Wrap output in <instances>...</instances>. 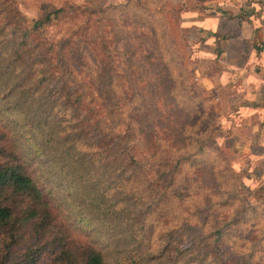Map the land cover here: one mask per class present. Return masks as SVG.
<instances>
[{"label": "trees", "instance_id": "trees-1", "mask_svg": "<svg viewBox=\"0 0 264 264\" xmlns=\"http://www.w3.org/2000/svg\"><path fill=\"white\" fill-rule=\"evenodd\" d=\"M20 1L0 0V264L260 262L264 210L241 200L245 182L195 185L201 201L180 182L188 166L224 172L148 37L161 8L26 0L31 22ZM235 237L246 252L227 249Z\"/></svg>", "mask_w": 264, "mask_h": 264}, {"label": "rangeland", "instance_id": "rangeland-1", "mask_svg": "<svg viewBox=\"0 0 264 264\" xmlns=\"http://www.w3.org/2000/svg\"><path fill=\"white\" fill-rule=\"evenodd\" d=\"M76 1L80 4L86 3V0ZM210 1L213 0H192L184 4L165 2L160 7H154L149 2H141L149 9L157 10L161 8L155 16L154 31L156 29L157 34L153 32V29L149 28L147 33L148 37L152 40H160L162 49L167 50L165 58L170 59L171 68H175L173 69V75L177 74V87L181 90V95L179 96L181 104H185L187 107L191 106L192 110H197V108H199V111H202L199 112V117L197 116L198 118L195 121L199 124L197 125L199 129H205V127L209 128L211 135H208L212 138L211 141L206 142V145L209 150L212 151V157L217 158L216 162L219 163L217 164L218 169L224 172H218L216 175H214L213 172H208L209 174L203 175L204 172L201 174L196 173L195 168H189L188 166L181 170L180 182H186L192 187V195L194 199H199L198 201L204 199V194L200 192L195 185L206 188L207 184H209L208 188L212 189L214 184L216 185L217 182H220L223 184L222 186L224 188H229L231 182L236 184L241 182L244 184L245 182L244 188L240 187V190H244V192L242 191L240 194L241 200L246 196L245 194H247L249 198H245L244 200L249 203V206L264 210V186L260 184L256 177L257 173L254 172V166L256 164L250 165L251 168L254 169L248 167L250 159L243 155L244 143L232 139L235 134L239 135L240 133L232 131L231 118L232 115L237 112L234 110V107H232L229 99L231 91L225 84L219 82L220 75L223 72L220 71L218 65L211 64L209 61H201L200 59L201 54L205 53L209 55L211 53L210 49L212 45L216 50L220 47H218L217 43L213 40H202L201 35L195 37L193 31L191 34L190 29L188 30L182 26L183 18L191 17L190 13L201 12L204 14L207 6L210 5ZM19 6L23 14L26 15L31 22L39 20L42 16V11L37 8L28 7L26 5V0H21ZM167 14L171 16L172 20H174V23L177 25V28L170 32H168L167 28ZM59 28L60 27L55 29L51 27V29L48 30L49 35L55 37L56 40H59ZM190 34L191 37L189 36ZM209 42H212V45H206L211 44ZM200 106H202V108H200ZM204 122L205 124L203 125ZM158 159L159 157L154 161ZM143 161L144 164L150 165L148 156H146ZM245 186H249L251 190L247 191ZM209 191L212 192L211 190ZM188 201H190V198H188ZM239 205L240 203H237L222 209L221 217H223L225 213L231 212ZM263 221L264 215L262 214V224L264 223ZM168 222V219L164 220V223ZM251 223L252 221L244 222L241 228L246 230ZM226 239V247L230 252L237 251V253H239L244 252V250L246 252L247 248L250 247L249 244H246V248L243 249V247L240 246V239L238 237H235V241L228 238ZM186 242L189 243V241ZM258 256L260 258L263 256V259L260 262H257V259H255L254 263L264 264V250L258 252Z\"/></svg>", "mask_w": 264, "mask_h": 264}, {"label": "crops", "instance_id": "crops-1", "mask_svg": "<svg viewBox=\"0 0 264 264\" xmlns=\"http://www.w3.org/2000/svg\"><path fill=\"white\" fill-rule=\"evenodd\" d=\"M141 1L160 7L165 2L184 4L192 0ZM190 14L183 18L182 26L220 47L216 50L209 42L206 45L213 46L211 53L201 54L200 59L218 65L223 72L219 82L231 91L229 99L237 112L231 118L232 131L240 133L232 139L244 143L248 167L257 169L256 177L264 186V0H213L204 14Z\"/></svg>", "mask_w": 264, "mask_h": 264}]
</instances>
